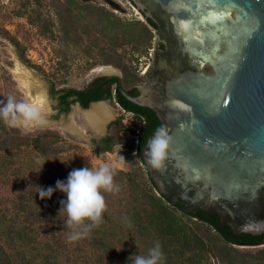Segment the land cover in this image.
I'll return each instance as SVG.
<instances>
[{"label": "water", "instance_id": "obj_1", "mask_svg": "<svg viewBox=\"0 0 264 264\" xmlns=\"http://www.w3.org/2000/svg\"><path fill=\"white\" fill-rule=\"evenodd\" d=\"M131 1L153 30L155 50L135 84L139 94L121 92L166 125L161 167L144 154L154 134L140 154L157 192L186 213L217 211L235 233H263L264 0ZM210 12L222 18H206ZM78 131L66 134L91 142Z\"/></svg>", "mask_w": 264, "mask_h": 264}, {"label": "trees", "instance_id": "obj_2", "mask_svg": "<svg viewBox=\"0 0 264 264\" xmlns=\"http://www.w3.org/2000/svg\"><path fill=\"white\" fill-rule=\"evenodd\" d=\"M35 1L37 4L42 3L41 0ZM104 2L110 3L114 8L120 7L113 0H104ZM51 3L59 23L58 33L52 29L55 21L50 18L39 20L40 15L36 8L34 9L35 14H29L28 21L32 24L37 20L40 21L49 35L59 37L64 42L67 40L76 42L85 37L88 55H93V52L98 50L102 56L100 59L88 60L86 69L96 64H113L123 71L124 88H128L133 78H138L132 68L133 58L147 52L154 36L153 30L144 20L123 19L112 8L92 0H51ZM0 36L7 38L15 46L19 57L26 65L47 74L44 68L33 62L27 54L25 40H29L28 34L24 36L25 40H21L16 32H11L0 23ZM125 49L129 52L127 53ZM4 61L7 64L12 63L8 57H5ZM102 78L106 76L95 77L82 88L58 87L53 82L50 90L52 94L57 95L61 111H69L71 103L75 100L80 101L86 107L91 101L112 96L116 90L118 101L126 110L135 111L144 117L145 123L140 128L130 127L132 131H137L139 134L137 142L135 139L129 140L128 144L120 150L124 156L132 153L137 160L129 170H116L114 176L115 180L120 181L123 189L121 201H125L128 206L127 224H132L136 233L143 238H151L154 243L159 242L165 257L164 264H264V244H262L264 243V232L260 234L235 233L228 223L221 224L217 211L207 212L199 209L196 213H186L179 203L173 204L157 192L156 185L145 168V162L140 153L149 136L163 124L154 110L133 103L122 94L117 86L114 89H106L104 83H100ZM111 81L114 82V80ZM128 92L134 94V91L129 90ZM73 95L76 98L69 100V97ZM8 96L12 95L9 93ZM0 101L5 102L4 93L1 90ZM2 106L0 104V107ZM111 139L112 136L105 137L106 145H99L102 151L112 149L109 143ZM25 146L32 147L43 154L52 155L59 164L62 151L74 148L75 144L69 142L59 130L39 128L24 132L20 128L9 127L3 119H0V152L9 153L13 149L20 150ZM73 158L71 154H68L64 163L68 161L76 168L77 163ZM23 206L21 210L25 214L24 222L15 230L4 229L0 206V264H37L35 255L27 257L23 246L21 244L19 247L12 245V242L16 236L24 243H33L35 239L33 240L32 233L36 229L34 223L44 222L43 217L46 219L51 215L41 207L31 208L27 204ZM51 225L53 226L54 223ZM55 230L59 231V228L55 227ZM60 241V237H55L56 244ZM46 246L50 252L44 254V264H58L53 244H46ZM105 249L107 251V246ZM128 264H133V261Z\"/></svg>", "mask_w": 264, "mask_h": 264}, {"label": "rangeland", "instance_id": "obj_3", "mask_svg": "<svg viewBox=\"0 0 264 264\" xmlns=\"http://www.w3.org/2000/svg\"><path fill=\"white\" fill-rule=\"evenodd\" d=\"M92 1L112 8L123 19L143 20L142 13L131 0H113L119 4L120 7L117 8L112 7L110 3H105L104 0ZM41 2L37 4L35 0H0V23L11 32H16L21 40H25L26 34L29 35V40H25L28 56L50 75L47 76V74L26 65L19 57L15 46L7 38L0 36V90L4 93L5 102L10 93L17 101L37 103L28 94L27 88L14 72L16 59L30 67L46 84L51 99L49 124L44 128L59 130L75 146L62 151L59 164L52 155L40 153L32 147L13 149L9 153L0 152V206L3 213L4 229H18L24 222L25 214L21 210L23 205L27 204L31 208L41 207L50 212L51 217L46 219L43 217L44 222L34 223L36 229L32 233V238L35 241L24 243L15 236L12 242V245L15 244L18 247L21 244L26 250L27 257L35 255L37 264H44V254L50 252L46 244H53L58 264H128L130 261H134L137 255L146 256L148 250L156 243L151 238H143L136 233L132 224V226L127 224L128 206L125 201H121L123 189L119 180L114 179L115 183L120 186L118 193L104 194L107 203L104 222L96 227V230L92 229L86 238L76 242H69L67 239L72 230L65 223L67 214L61 209L62 205L60 204L61 200L66 199V194L57 190L53 192L51 198L41 199L39 197L38 188L46 189L50 186L55 188L56 181H66L69 172L73 169L85 166L95 168L100 164H110L115 168V171L129 170L137 160L132 153L124 156L120 151L123 146L128 144L129 140L135 138L129 129L136 125L134 115L121 109L112 98H105L102 101L109 110L111 109V115L102 123L103 126L99 130L90 126L91 123L85 118L86 109L81 108L77 102L71 105L69 111L60 110L57 95L52 94L50 90L53 82L58 87L82 88L95 77L113 74L103 73L100 70V67L105 64H96L92 68L86 69L88 60L100 59L102 56L98 50H95L93 55H88L85 37L76 42L68 40L64 42L59 37L49 35L40 21L37 20L34 24L30 23L28 21L29 14H35L34 9L36 8L39 11V20L53 19L55 24L52 29L58 33L59 23L51 0H41ZM125 50L127 53L129 52L128 49ZM147 55L143 53L136 55L137 58H133L137 63V68L144 64ZM5 57L11 59L12 63L7 64L4 61ZM61 61L62 63H60ZM110 66L115 67L113 64ZM70 119L79 128L78 130H84V134L90 139L105 133L113 134L115 140L112 149L99 151L93 147L92 142L71 138L62 128V125ZM35 129L39 128L22 130L28 132ZM68 154L74 157L73 159L77 163L76 168L68 161L64 163ZM121 156L125 159L123 163L120 161ZM47 222L50 223L44 224ZM53 223L54 225L50 226ZM55 227H58L59 231L55 230ZM54 236L61 238L59 244H56ZM97 239L102 241L98 242ZM4 240L1 242H5Z\"/></svg>", "mask_w": 264, "mask_h": 264}, {"label": "clouds", "instance_id": "obj_4", "mask_svg": "<svg viewBox=\"0 0 264 264\" xmlns=\"http://www.w3.org/2000/svg\"><path fill=\"white\" fill-rule=\"evenodd\" d=\"M0 119L9 127L31 130L44 128L49 124L47 99L41 98L37 103L17 101L8 96L6 102L0 101ZM169 147V136L164 128H159L148 141L145 157L148 164L159 169ZM121 163L125 161L120 157ZM115 168L110 164H100L95 168L85 166L69 172L66 181L57 180L55 188H38L41 199L51 198L54 191L66 194V199L60 204L66 214V225L72 230L67 239L76 242L86 238L93 228L104 222L107 211L105 193L116 194L120 186L115 183ZM164 253L159 242L148 250L146 256L137 255L133 264H164Z\"/></svg>", "mask_w": 264, "mask_h": 264}, {"label": "bare ground", "instance_id": "obj_5", "mask_svg": "<svg viewBox=\"0 0 264 264\" xmlns=\"http://www.w3.org/2000/svg\"><path fill=\"white\" fill-rule=\"evenodd\" d=\"M100 70L103 73H116V69L110 65H102ZM14 72L16 77L19 78L27 88L28 94L32 97V99L36 102H39L41 98H46V108L50 110L51 99L48 95L46 84L43 82L42 78H40L30 67L24 65L19 59H16V68ZM110 110L108 106H106V104L102 101L95 102L86 109L85 118L89 120L91 123L90 126H92V128L99 130L101 126H103L102 123L110 117ZM62 128L65 133L79 132V128L74 124L72 119L66 122V124H63Z\"/></svg>", "mask_w": 264, "mask_h": 264}, {"label": "flooded vegetation", "instance_id": "obj_6", "mask_svg": "<svg viewBox=\"0 0 264 264\" xmlns=\"http://www.w3.org/2000/svg\"><path fill=\"white\" fill-rule=\"evenodd\" d=\"M148 21H150L151 23H153V24H155L156 25V23H155V21H153L152 19H150V18H148ZM160 47L161 48H164L165 46H164V44L163 43H161L160 44ZM154 50H155V46H154V42H152V45L151 46H149L148 47V49H147V52L145 53V54H148L147 56H146V60L144 61V64L143 65H141L140 66V68H137V63L136 62H133V66H132V68H133V70L135 71V73L137 74V76H138V78H133V80L131 81V83H130V85L128 86V88H124L123 87V84H122V79L124 78V74H123V71L121 70V69H118V71L114 74L113 73V75H114V77H112V75H109V76H106V78H102V79H100V83H104V87L106 88V89H114L116 86L121 90V88H123V89H125L127 92L129 91V90H131V91H134V94H132V95H137V94H139V90H138V88L135 86V84H137V83H139V82H142V81H144V74H145V72L149 69V67H150V64H151V62H152V59H153V54H154ZM204 68H205V70L208 72V73H212L213 72V69L210 67V66H208V65H205L204 66ZM103 76H105V75H103ZM107 78H109V79H111V80H114V82L113 81H111V80H109L108 81V79ZM129 93V92H128ZM123 94V93H122ZM130 94V93H129ZM124 95V94H123ZM74 98H76V96H70L69 97V100H73ZM108 98H112V100L114 101V103L116 104V105H118L121 109H123L124 111H127V112H129V113H131V114H133L134 115V119H135V123H136V125H134V126H132V128L133 127H135V128H140L142 125H143V123H145V119H144V117L143 116H140V115H138V113L137 112H135V111H132V110H126L122 105H121V103L118 101V97H117V95H116V90H114V92H113V95L112 96H110V97H108ZM74 102H77L79 105H81V107L82 108H85L81 103H80V101H78V100H75ZM74 102H72L71 103V105L74 103ZM134 103V102H133ZM136 104V103H135ZM138 105V104H137ZM139 106H141V105H139ZM86 107H88V106H86ZM142 107H144V106H142ZM145 108H149V107H145ZM150 109H152V108H150ZM152 110H154V109H152ZM155 111V110H154ZM155 113H156V111H155ZM156 115H157V113H156ZM159 118V117H158ZM161 121V120H160ZM163 124V123H162ZM164 126H166V125H162V127H164ZM161 127V128H162ZM130 129V128H129ZM130 131L132 132V135L135 137L134 139H135V141L137 142V140H138V133H137V131L136 132H134V131H132L131 129H130ZM155 133V132H154ZM153 133V134H154ZM112 136V139H111V141L109 142L110 143V145L113 147V145H114V136H113V134H111V133H105V134H103V135H100V136H93L91 139H90V141L92 142V144H93V147L96 149V150H99V151H102L101 149H100V147H99V145H106V142H105V137L106 136ZM151 136V135H150ZM149 136V137H150ZM103 151H107V150H103ZM142 151V150H141ZM141 154V153H140ZM145 168H146V166H145ZM207 212H209V211H207ZM196 213V212H195ZM227 224V223H226ZM223 225V224H222ZM225 225V224H224Z\"/></svg>", "mask_w": 264, "mask_h": 264}, {"label": "snow or ice", "instance_id": "obj_7", "mask_svg": "<svg viewBox=\"0 0 264 264\" xmlns=\"http://www.w3.org/2000/svg\"><path fill=\"white\" fill-rule=\"evenodd\" d=\"M217 2V0H193V4L196 5L197 3L201 6H203L205 3L207 4H211V3H215ZM207 17H214V18H222L220 14H216V13H207ZM203 22V21H202Z\"/></svg>", "mask_w": 264, "mask_h": 264}]
</instances>
